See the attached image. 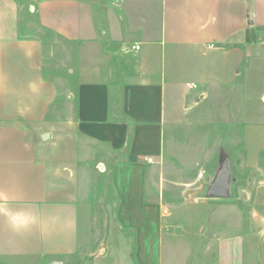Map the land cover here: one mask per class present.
Here are the masks:
<instances>
[{"label":"crops","instance_id":"1","mask_svg":"<svg viewBox=\"0 0 264 264\" xmlns=\"http://www.w3.org/2000/svg\"><path fill=\"white\" fill-rule=\"evenodd\" d=\"M30 20L76 46L77 89L61 109ZM259 50L264 0H0V264H68L79 253L85 167L100 147L125 154L111 183L139 264H258L243 212L230 202L209 217L207 248L168 233L161 204L145 200V167L161 157L176 101L240 83L247 54ZM243 133L254 167L264 125Z\"/></svg>","mask_w":264,"mask_h":264},{"label":"rangeland","instance_id":"2","mask_svg":"<svg viewBox=\"0 0 264 264\" xmlns=\"http://www.w3.org/2000/svg\"><path fill=\"white\" fill-rule=\"evenodd\" d=\"M29 23L32 33L44 38L45 74L57 83L62 96L56 105L61 109L67 95L77 89L76 46L34 20ZM113 93V110L118 113V71ZM249 124L264 125V50L247 54L245 79L240 83L200 87L176 101L165 127L161 157L145 167V200L161 204L168 233L188 236L200 248H207L209 217L216 207L222 202L237 205L250 234L249 247L259 252L258 264H264V150L257 164L250 166L243 133ZM96 150V164L87 162L85 167L83 246L68 264H139L134 234L120 228L119 194L111 183V172L125 154L107 147ZM224 174L229 182L227 197L210 198L212 185Z\"/></svg>","mask_w":264,"mask_h":264},{"label":"water","instance_id":"3","mask_svg":"<svg viewBox=\"0 0 264 264\" xmlns=\"http://www.w3.org/2000/svg\"><path fill=\"white\" fill-rule=\"evenodd\" d=\"M50 138L49 134L43 136V139L47 140ZM229 191V182L226 177V174L222 175L210 189V198L213 199H224L227 197Z\"/></svg>","mask_w":264,"mask_h":264},{"label":"built area","instance_id":"4","mask_svg":"<svg viewBox=\"0 0 264 264\" xmlns=\"http://www.w3.org/2000/svg\"><path fill=\"white\" fill-rule=\"evenodd\" d=\"M139 49H140V47H138V46H133V50H136V51H137V50H139ZM193 88L196 89L197 86L194 85ZM148 162H149V163H152V159H149Z\"/></svg>","mask_w":264,"mask_h":264},{"label":"trees","instance_id":"5","mask_svg":"<svg viewBox=\"0 0 264 264\" xmlns=\"http://www.w3.org/2000/svg\"><path fill=\"white\" fill-rule=\"evenodd\" d=\"M113 101H114V98H113V96L111 95V104H112Z\"/></svg>","mask_w":264,"mask_h":264}]
</instances>
